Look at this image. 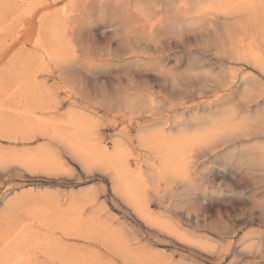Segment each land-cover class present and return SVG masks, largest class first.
Listing matches in <instances>:
<instances>
[{
    "label": "rangeland",
    "instance_id": "1",
    "mask_svg": "<svg viewBox=\"0 0 264 264\" xmlns=\"http://www.w3.org/2000/svg\"><path fill=\"white\" fill-rule=\"evenodd\" d=\"M0 264H264V0H0Z\"/></svg>",
    "mask_w": 264,
    "mask_h": 264
},
{
    "label": "bare ground",
    "instance_id": "2",
    "mask_svg": "<svg viewBox=\"0 0 264 264\" xmlns=\"http://www.w3.org/2000/svg\"><path fill=\"white\" fill-rule=\"evenodd\" d=\"M155 2V1H154ZM132 3V2H131ZM142 3V2H141ZM143 3H145V1L143 2ZM150 3V2H149ZM139 5V4H138ZM154 5V4H153ZM198 5V4H197ZM134 6V5H133ZM143 6V5H142ZM152 9V8H151ZM160 10V9H159ZM156 11V10H155ZM183 74V73H182ZM245 100V99H244ZM158 101H160V100H158ZM132 102V101H131ZM144 105V104H143ZM159 105V104H158ZM212 106V105H211ZM135 108V107H134ZM234 110V109H233ZM221 111V110H220ZM224 112H225V110H224ZM234 115V114H233ZM257 117H258V115H257ZM225 119H226V117H225ZM247 119V118H246ZM259 119V118H258ZM219 120H221V119H219ZM249 120V119H248ZM250 122V121H249ZM251 123V122H250ZM254 123V122H253ZM178 125V124H177ZM180 125H181V123H180ZM245 125V124H244ZM258 125V124H257ZM261 125V124H260ZM184 126V125H183ZM239 127V125L238 124H232V123H230V122H228V121H220V122H217V123H214V124H212L211 126H209L208 128H205V129H203V130H201L200 132H199V137L200 138H202V139H212V141L214 140V138H216V137H218V136H221V135H225V134H228V133H231V132H233L234 130H236L237 128ZM256 127L257 126H255L254 128L256 129ZM260 127V126H259ZM246 129V128H245ZM263 130V129H262ZM253 132V131H252ZM254 135V134H253ZM16 138V137H15ZM196 138V137H195ZM195 138H193V139H195ZM167 139V138H166ZM174 139V138H173ZM198 140L200 143L203 141V140ZM225 139H226V137H225ZM261 139V138H260ZM181 140V139H180ZM179 140V142H181ZM196 140V139H195ZM235 140V139H234ZM183 142H185V141H183ZM197 142V141H196ZM193 144H195V141L194 142H192ZM191 143V144H192ZM198 143V142H197ZM167 144H169V143H167ZM207 144H209V143H207ZM205 145V144H204ZM215 145V144H214ZM164 146V145H163ZM181 146H182V144H181ZM196 146H198L199 147V144H197ZM166 147V146H165ZM204 147V146H203ZM200 148V147H199ZM184 150V149H183ZM212 150H213V148H212ZM211 151V150H210ZM161 152H163V151H161ZM185 153V152H184ZM20 154V153H19ZM204 154L206 155V153L204 152ZM208 154V153H207ZM163 155V154H162ZM205 155H204V157H205ZM97 156V155H96ZM167 159L169 158L168 156H165ZM9 158V157H8ZM171 162H169L168 161V165L170 166V169H171V171L174 169H177V166H176V163H177V161L175 160L174 161V163H173V165H172V163L170 164ZM185 163H186V160H185ZM122 166V165H121ZM168 166V167H169ZM185 166V165H184ZM166 167V166H165ZM167 167V168H168ZM119 168V167H118ZM167 170V169H166ZM163 171H164V169H163ZM167 171H169V170H167ZM166 171V172H167ZM178 171V170H177ZM182 171H183V169H182ZM185 171V170H184ZM178 172H180V171H178ZM120 173V172H119ZM163 173V172H162ZM169 173V172H168ZM172 173V172H171ZM121 174V173H120ZM173 174V173H172ZM171 174V176H173ZM178 174V173H177ZM180 174V173H179ZM166 175V174H165ZM169 174H167V176H168ZM175 175V174H174ZM122 176V175H121ZM174 177V176H173ZM123 181V180H122ZM131 183H129V185H130ZM126 185V184H125ZM126 188V187H125ZM135 196V195H134Z\"/></svg>",
    "mask_w": 264,
    "mask_h": 264
}]
</instances>
